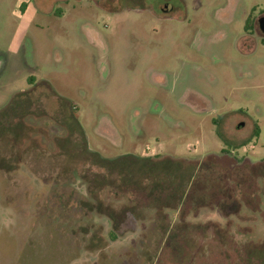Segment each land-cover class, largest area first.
I'll use <instances>...</instances> for the list:
<instances>
[{
	"label": "rangeland",
	"instance_id": "rangeland-1",
	"mask_svg": "<svg viewBox=\"0 0 264 264\" xmlns=\"http://www.w3.org/2000/svg\"><path fill=\"white\" fill-rule=\"evenodd\" d=\"M263 15L0 0V264H264Z\"/></svg>",
	"mask_w": 264,
	"mask_h": 264
},
{
	"label": "flooded vegetation",
	"instance_id": "flooded-vegetation-1",
	"mask_svg": "<svg viewBox=\"0 0 264 264\" xmlns=\"http://www.w3.org/2000/svg\"><path fill=\"white\" fill-rule=\"evenodd\" d=\"M243 29H244V35H242L241 36V39H246V41L247 40H249L250 42H252V40H254L255 38H257V39H264V33L261 31V29H260V27H259V32L260 33H258L257 32V34H259V35H257V36H250V35H252V33H251V30L253 29L252 27H247V23H245V25H244V27H243ZM256 32V31H255Z\"/></svg>",
	"mask_w": 264,
	"mask_h": 264
},
{
	"label": "water",
	"instance_id": "water-1",
	"mask_svg": "<svg viewBox=\"0 0 264 264\" xmlns=\"http://www.w3.org/2000/svg\"><path fill=\"white\" fill-rule=\"evenodd\" d=\"M258 24H259V27H260L261 31L264 33V15L261 16V17L258 19Z\"/></svg>",
	"mask_w": 264,
	"mask_h": 264
},
{
	"label": "trees",
	"instance_id": "trees-1",
	"mask_svg": "<svg viewBox=\"0 0 264 264\" xmlns=\"http://www.w3.org/2000/svg\"><path fill=\"white\" fill-rule=\"evenodd\" d=\"M247 21L249 22V19Z\"/></svg>",
	"mask_w": 264,
	"mask_h": 264
}]
</instances>
